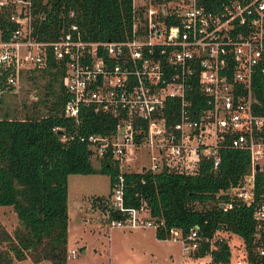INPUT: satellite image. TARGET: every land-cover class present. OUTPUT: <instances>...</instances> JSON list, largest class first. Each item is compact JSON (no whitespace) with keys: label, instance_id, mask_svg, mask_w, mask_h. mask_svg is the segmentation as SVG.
<instances>
[{"label":"built area","instance_id":"1","mask_svg":"<svg viewBox=\"0 0 264 264\" xmlns=\"http://www.w3.org/2000/svg\"><path fill=\"white\" fill-rule=\"evenodd\" d=\"M35 1L0 0L15 24L6 38L0 27L4 80L16 85L51 55L64 68L63 114L77 121L81 109H90L112 117L107 132L73 134L93 158L116 164L105 212L120 216L109 218V226H163L143 205L125 206L123 172H193L200 158L215 169L221 146L244 149L248 171L219 191L225 198L217 204L223 210L233 201L252 205L254 264H264V112L254 110L251 88L254 73L264 72V0H131L130 31L120 40L85 39L75 23L61 24L54 39L39 38L34 26L45 13L32 12ZM193 89L204 98L200 108H192ZM169 233L188 255L202 238L197 224ZM240 239L234 264H253Z\"/></svg>","mask_w":264,"mask_h":264},{"label":"trees","instance_id":"2","mask_svg":"<svg viewBox=\"0 0 264 264\" xmlns=\"http://www.w3.org/2000/svg\"><path fill=\"white\" fill-rule=\"evenodd\" d=\"M32 10L45 13L43 19L36 20L33 32L42 39H54L61 24L75 23L85 39L120 40L129 33L132 22L131 0H36ZM14 25L8 20V10H0V27H6L3 38ZM63 70L62 62L57 63L49 55L45 67L26 71L33 82L38 78L44 82L23 117L10 115L0 106V205H10L17 220L10 232L0 225V264H16L27 258L32 263L66 264L67 174H106L110 191L117 173L112 160L93 158L90 148L73 135L107 132L112 127V117L90 109H81L77 121L65 116ZM7 73L0 67V101L3 92L13 87L5 83ZM251 88L254 110L262 113L264 72L254 73ZM191 93L192 108L203 106L204 98L198 90ZM165 114L168 118L167 109ZM172 118L174 115L169 121ZM55 126L58 128L53 129ZM248 168L246 150L223 145L215 169L210 160L200 158L193 172H123V202L125 206L143 205L150 216L162 219L163 226L154 230L160 239L170 237V227L184 234L197 224L202 238L190 254L194 258L209 256L212 264L227 263L228 242L223 238L210 241L217 230H227L242 238L247 258L254 264L252 205L233 201L230 208L223 210L217 204V200L225 198L219 191L235 184ZM255 177L254 190L258 192L262 182L259 173ZM106 197L96 195L92 201L105 210ZM119 216L110 211L108 219Z\"/></svg>","mask_w":264,"mask_h":264},{"label":"rangeland","instance_id":"3","mask_svg":"<svg viewBox=\"0 0 264 264\" xmlns=\"http://www.w3.org/2000/svg\"><path fill=\"white\" fill-rule=\"evenodd\" d=\"M43 82L42 78L33 82L23 73L11 90L3 92L1 108L10 115L23 117L32 108L35 92L41 91ZM108 192L106 174H67L66 264H212L205 256L194 258L183 253L179 239H156L152 227L109 226L105 210L92 201L93 196H106ZM16 224L12 207L0 205V225L10 232ZM215 238L228 242L230 256L225 264H234L242 251L240 237L227 230H217L210 241ZM15 263L49 264L32 263L28 258Z\"/></svg>","mask_w":264,"mask_h":264},{"label":"crops","instance_id":"4","mask_svg":"<svg viewBox=\"0 0 264 264\" xmlns=\"http://www.w3.org/2000/svg\"><path fill=\"white\" fill-rule=\"evenodd\" d=\"M154 236H155V235H154ZM155 238L161 240L160 238H157L156 236H155ZM169 239H170V238H164L163 240H169ZM204 258H205V260H206V259H209V256H205ZM206 261H207V260H206ZM199 264H201V263H199Z\"/></svg>","mask_w":264,"mask_h":264},{"label":"water","instance_id":"5","mask_svg":"<svg viewBox=\"0 0 264 264\" xmlns=\"http://www.w3.org/2000/svg\"><path fill=\"white\" fill-rule=\"evenodd\" d=\"M57 133H61V130H57Z\"/></svg>","mask_w":264,"mask_h":264}]
</instances>
